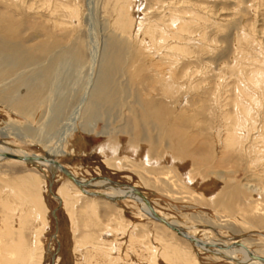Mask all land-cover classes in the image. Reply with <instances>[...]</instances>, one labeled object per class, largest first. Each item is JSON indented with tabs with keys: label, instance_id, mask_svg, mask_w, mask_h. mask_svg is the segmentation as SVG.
I'll return each mask as SVG.
<instances>
[{
	"label": "rangeland",
	"instance_id": "rangeland-1",
	"mask_svg": "<svg viewBox=\"0 0 264 264\" xmlns=\"http://www.w3.org/2000/svg\"><path fill=\"white\" fill-rule=\"evenodd\" d=\"M0 29L34 57L41 52L27 47H46L56 64L31 117L0 102V145L54 154L88 183L139 190L211 251L215 240L264 257V0H0ZM110 64L111 103L88 110ZM7 73L0 87L20 90L33 75ZM139 205L0 161V255H23L17 264H89L90 252L108 264H245L198 248Z\"/></svg>",
	"mask_w": 264,
	"mask_h": 264
},
{
	"label": "bare ground",
	"instance_id": "bare-ground-1",
	"mask_svg": "<svg viewBox=\"0 0 264 264\" xmlns=\"http://www.w3.org/2000/svg\"><path fill=\"white\" fill-rule=\"evenodd\" d=\"M22 42H23V38H21L20 35H16L13 32L8 33V32H5L4 30L0 29V77L2 75L7 76L9 74L7 72H9V71H12L13 74H16V73L21 74L23 72H28V73L32 72V74H33L30 77V79H32V80H29L26 82L27 84H26L25 90H20V88H18V86H11V85L8 87L7 86L0 87V102L3 105H5V104L8 105V107L11 109L12 112L19 113L20 115L27 117L31 111L37 109L36 101L40 97H43L42 95L45 93V85L42 83H46L47 78H49V79L51 78L52 72L54 71V69H56V67H55L56 64L52 60L48 64V61L51 58H50V52L46 49V47H43V46L42 47H38V46L27 47V45H26L27 48H29L30 50L31 49L34 50V52H41V55H40L41 57L38 58V57H34L29 50L23 48ZM47 47H49V46H47ZM107 56L108 57H106L107 59L105 61L108 60L109 63H115V61H113V57L110 56V53ZM109 56L111 57L110 60H109ZM116 62H117V60H116ZM55 73H56V70H55L54 74ZM103 74H105V75L99 77V79H101V81L99 84L97 82L98 89L96 90L93 98L91 99V103H90L88 110H96L98 108L99 109L102 108L105 110V109H107L108 105L111 103L110 99L105 96L107 90L108 89L111 90V87H114L113 85L115 83V77H116L115 71L112 70L111 64L108 65V68H106V71ZM25 76H27V75H25ZM16 78H18V77H16ZM1 81L2 80L0 79V82ZM20 83H18V84H20ZM8 84H10V83H8ZM19 86H21V85H19ZM43 100H45V99L43 98ZM5 108H6V106H5ZM95 113H94V115H95ZM97 113L99 115L104 114V113L98 112V111H97ZM29 116L31 117V115H29ZM4 154L14 155L16 157H21V158H13L10 156L7 157V156H4ZM4 160L23 162V163L25 162V163L33 164L35 167H46V168L50 169V172L52 173L53 178L55 177L56 173L61 172L68 179H70L61 168L63 166V164L55 161V155L54 154H51V155L44 157V158L38 157V156H30L26 152H20V153L16 152V151L14 152L9 147H6V146L1 144L0 145V161H4ZM147 162H149V161L147 160ZM78 180L81 183H83L82 184L83 189L80 188L79 186H77V184L75 182H73V180H71V181L79 188V191L81 193H83L84 195L91 196V197H101V198H104V199L112 201V202H115L116 200H118V201L128 200V201L136 202L138 205L140 204L139 206L143 208V210L146 212V214L148 216L153 217L157 222L165 225L171 231H173L177 235H179V233L175 229L167 226L166 224L160 222L157 219L156 216H159V217H161V216L156 212L153 205L142 195V193L139 190H137V189L134 190V189H130L127 187H120L114 181H112L111 179H107V178L95 179L89 183L84 179H82V180L78 179ZM51 185H50V188L52 187ZM93 188H95L96 190L104 189L105 192H103V191L102 192H97V191L95 192L94 191L95 192L94 195H88L85 193V191L86 192H93V191H91ZM101 194L107 196L108 198L103 197ZM109 197L112 198V200H110ZM55 213H56V211L54 212V215H55ZM167 222L169 224H171L169 221H167ZM172 227L178 229L180 232L185 234V237L179 235L180 237L186 239L187 241H189L193 245L197 246L198 248H201L203 250L210 252L212 255H215V256L220 257V258H224L226 260L235 261L238 263L264 264V257H262L256 253L249 254L248 250L246 248H243L242 246H238L237 248L236 247L235 248L234 247L229 248L227 244L213 240L212 242H214V243L213 244L210 243V244H212L216 247V251H211L210 249L207 248L208 247L207 244L202 242L200 239H197L193 235H191L187 232H184L181 229V227L174 226V225H172ZM8 251L11 252L10 249ZM239 253L244 254L243 256L245 258L244 259H238ZM89 255H90L89 257H92V261L89 262V260H88L89 264H108L109 263V260L107 258L99 259L100 255H98L97 253L95 254V253L90 252ZM83 256H85V255H83ZM12 257H14L15 259H13ZM22 257H23V255H7V254L6 255H0V258L2 259V264H17V262ZM87 258H88V256H87ZM112 259H114V258H112ZM118 262H120V261H118ZM85 263H86V261H85Z\"/></svg>",
	"mask_w": 264,
	"mask_h": 264
},
{
	"label": "water",
	"instance_id": "water-1",
	"mask_svg": "<svg viewBox=\"0 0 264 264\" xmlns=\"http://www.w3.org/2000/svg\"><path fill=\"white\" fill-rule=\"evenodd\" d=\"M4 156H10V157H13V158H21V157H16V156H14V155H9V154H4ZM62 168V170L65 172V174L71 179V180H73V182H75L76 184H77V186H79L80 188H82V184L83 183H81L68 169H66L65 167H61ZM83 189V188H82ZM85 193L86 194H88V195H94L95 194V192H86L85 191ZM103 197H105V198H108L107 196H105V195H103V194H101ZM109 199L110 200H112V198H110L109 197ZM157 217V219L160 221V222H162V223H164V224H166L167 226H169V227H171V228H173V229H175L178 233H179V235H181V236H183V237H185V234H183L182 232H180L178 229H176V228H174V227H172V225L171 224H169L165 219H163V218H161V217H159V216H156Z\"/></svg>",
	"mask_w": 264,
	"mask_h": 264
}]
</instances>
